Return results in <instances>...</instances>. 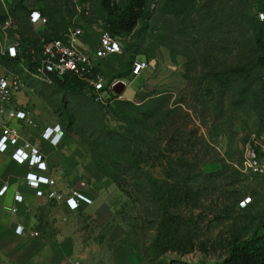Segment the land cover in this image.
<instances>
[{
	"label": "rangeland",
	"instance_id": "rangeland-1",
	"mask_svg": "<svg viewBox=\"0 0 264 264\" xmlns=\"http://www.w3.org/2000/svg\"><path fill=\"white\" fill-rule=\"evenodd\" d=\"M79 1L0 0V16L9 10L21 40L38 43L78 24ZM81 1L92 9L80 18L93 31L85 41L95 50L108 16L103 0ZM263 5L156 0L135 32L122 37L123 54L100 66L111 82H131L108 104L87 85L37 82L18 64L2 63L25 77L30 105L78 145L83 172L105 181L101 191L112 212L78 218L80 235L95 237L102 257L121 247L129 264H222L235 239L264 234V175L245 166L248 150L264 138V68L257 65L262 50L255 37L257 25L264 44ZM33 9L44 12L47 27L30 24ZM136 58L149 68L134 79ZM240 68L249 72L231 74L225 85L213 79Z\"/></svg>",
	"mask_w": 264,
	"mask_h": 264
},
{
	"label": "crops",
	"instance_id": "crops-1",
	"mask_svg": "<svg viewBox=\"0 0 264 264\" xmlns=\"http://www.w3.org/2000/svg\"><path fill=\"white\" fill-rule=\"evenodd\" d=\"M7 110H29L32 114L34 126L0 114V135L2 128L9 125L19 130L20 144L27 142L39 149L48 168L43 176L57 182L55 187L44 185V192L48 194L55 190L65 198L79 193L91 199L92 203L81 204L78 211H71L64 201L38 197L26 181L27 174L37 170L13 160L15 147L7 153H0V190L8 186L7 192L0 198V264H129V258L121 247L102 257L95 237L84 239L80 235V214L87 213L98 219L101 212L110 214L112 211L101 191L106 186L103 178L83 172L78 145L66 134L58 146L43 139L47 128L64 130L54 119L43 116L41 110L36 111L24 92L15 97ZM88 175L95 180L94 183L82 185V176L85 178ZM18 195L23 196V203L16 202ZM15 208L17 213L12 212ZM18 227L37 231L40 236L19 235L16 233Z\"/></svg>",
	"mask_w": 264,
	"mask_h": 264
},
{
	"label": "built area",
	"instance_id": "built-area-1",
	"mask_svg": "<svg viewBox=\"0 0 264 264\" xmlns=\"http://www.w3.org/2000/svg\"><path fill=\"white\" fill-rule=\"evenodd\" d=\"M7 0H1L6 5ZM77 20L78 25L71 27L60 37L45 39L41 37L38 43H24L17 35L19 30L18 20L7 10L6 19L0 22V114H7L12 119L25 121L34 126L35 121L29 110L8 111V106L13 102L15 97L27 89L24 76L31 77L37 82L53 84L56 80H63L67 75H72L88 87H90L94 98L101 104H108L115 98H122L117 95L113 87L123 81L126 88L131 82L125 80L110 81L100 72L101 64L118 55H122L125 46L123 38L111 33L108 29H100L98 48L93 50L85 41L86 36L92 35L91 28H87L81 20V16L90 17L92 9L89 3L77 2ZM29 22L33 26L47 27L48 18L39 10L33 9L29 15ZM1 58H6L9 65L15 67L18 63L19 71L24 76L3 68ZM19 59H22L19 62ZM29 59V65L23 60ZM21 62H24L22 64ZM149 63L145 59L136 58L132 63L131 76L134 79L139 78L147 69ZM65 132L55 128H47L43 133V139L49 141L53 146L62 143ZM21 136L18 129L5 125L0 135V153H7L11 147H15L12 154L13 160L20 164H28L37 172H30L26 176L29 187L35 189L38 197L47 196L49 199L64 201L71 211H78L81 204H91L92 200L87 196L79 193L65 198L57 191L46 194L43 186H56V180L43 176L42 173L47 171V163L39 149L33 147L30 143L23 142L20 144ZM246 171L252 175H264V138L258 147L248 150L246 155ZM8 186L0 190V198L5 195ZM16 202L23 203V196L18 195ZM17 213V209H12ZM17 234L28 235L37 238L40 234L37 231H27L23 227H18Z\"/></svg>",
	"mask_w": 264,
	"mask_h": 264
},
{
	"label": "trees",
	"instance_id": "trees-1",
	"mask_svg": "<svg viewBox=\"0 0 264 264\" xmlns=\"http://www.w3.org/2000/svg\"><path fill=\"white\" fill-rule=\"evenodd\" d=\"M115 1L117 2V9L114 5ZM155 1L156 0H128L125 5H122L120 3V0H103L101 2V5L108 16L106 23L107 29L114 35L120 37H127L133 34L140 22L149 15ZM79 2L86 3L82 2L81 0ZM41 12L44 14L43 11ZM183 12L184 9L181 11V13ZM5 19L6 14H4V16H0V22H3ZM77 23H80V21L77 20ZM255 37L262 50V56L261 58H259L257 65L264 68V44L262 41L263 36L258 30L257 25H255ZM21 60L22 59H19L16 62H19ZM1 61L5 62V64H9V61L6 58H1ZM16 64L18 63H15V65ZM248 72L249 70L247 68H240L222 73L220 75H216L213 79L215 82H219L220 84L225 85L227 84L229 76L231 74H245ZM55 82L63 86L72 85L75 88H78L80 85H86L84 82L72 75H67L63 80H56ZM136 121L138 123L141 122L140 119H137ZM129 132L135 134L134 129L130 130ZM110 133L111 136L114 137L113 135L115 134L113 132ZM111 178H113L117 184L119 183L118 177L115 176ZM222 264H264V234L261 235V230L256 232L251 239L245 241L235 239L231 245L229 255Z\"/></svg>",
	"mask_w": 264,
	"mask_h": 264
},
{
	"label": "water",
	"instance_id": "water-1",
	"mask_svg": "<svg viewBox=\"0 0 264 264\" xmlns=\"http://www.w3.org/2000/svg\"><path fill=\"white\" fill-rule=\"evenodd\" d=\"M115 8L117 9V2H114ZM114 92L119 95L122 96L123 93L126 90V84L123 81H119L114 87H113Z\"/></svg>",
	"mask_w": 264,
	"mask_h": 264
}]
</instances>
